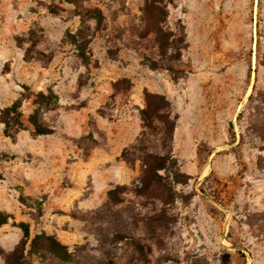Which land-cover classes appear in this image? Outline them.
Listing matches in <instances>:
<instances>
[{
	"label": "rangeland",
	"instance_id": "374dc122",
	"mask_svg": "<svg viewBox=\"0 0 264 264\" xmlns=\"http://www.w3.org/2000/svg\"><path fill=\"white\" fill-rule=\"evenodd\" d=\"M90 1L120 17L85 69L61 38L77 24L69 5L0 0V111L23 124L0 120V264L19 244L22 264H264V0H156L144 38L143 0ZM120 76L132 102L110 95ZM47 88L54 105L37 103ZM143 88L178 113L171 158L148 190L110 200L142 173L120 153L141 132Z\"/></svg>",
	"mask_w": 264,
	"mask_h": 264
},
{
	"label": "trees",
	"instance_id": "16d2710c",
	"mask_svg": "<svg viewBox=\"0 0 264 264\" xmlns=\"http://www.w3.org/2000/svg\"><path fill=\"white\" fill-rule=\"evenodd\" d=\"M72 1L76 6L81 0H66ZM142 12L145 31L140 33V37L144 38L152 32L149 29L150 11L157 4L156 0H143ZM82 19L79 28L74 34H67L68 41L78 50V55H84V49L88 44L89 25L86 21L92 18L97 25L103 21V15L97 8H85L82 12ZM162 47V45H161ZM168 48V46H167ZM149 61V58H148ZM114 89L124 94L129 88V80L121 78L113 83ZM143 105L139 110V118L142 122V129L139 136L128 146L121 150L120 157L130 167L135 163H139L142 167L140 176L134 179L132 184L128 186L116 185L113 189L107 191L108 199H115L117 192L122 193L134 192L142 193L149 189V185L158 180L159 175L157 170L164 169L167 162L171 158V146L173 130L175 127L178 113L173 108L171 102L160 93L150 92L147 89L143 90ZM37 103L40 105H54L57 103L58 95L52 88H47L46 91H38ZM0 120L5 127L9 123L21 127V113L16 111L14 105L5 107L0 111ZM27 121L31 124V129L38 134L49 132V128H45L37 115H30ZM157 146V147H156ZM6 218L0 217V222H5ZM36 239H41L51 250L65 253L63 245L59 243L53 236L36 234L32 239V245ZM135 249L139 253L149 254V246L142 245L139 242L133 241ZM21 244L16 248L19 250L13 259V264H22L23 254L20 250Z\"/></svg>",
	"mask_w": 264,
	"mask_h": 264
},
{
	"label": "crops",
	"instance_id": "0c3cea01",
	"mask_svg": "<svg viewBox=\"0 0 264 264\" xmlns=\"http://www.w3.org/2000/svg\"><path fill=\"white\" fill-rule=\"evenodd\" d=\"M61 2L65 3V4L69 5V6H68V8L61 7L60 6L61 7L60 10L70 11V12H72V15L77 18V24H76V26L74 28H67V29H65V31L63 32L61 38L63 37L66 40V41H64V43L66 45L68 44V47H70V50L73 51V52H75V56L79 60L78 65H79L80 68L83 67V68L87 69L88 66H90V65H93V66L98 67V61L91 56L90 51H89V45L91 43V40L95 36V34H99L101 31L106 30V27L108 25L109 26L110 25H113L112 22L115 24V22L118 21V19H119L120 16L119 15L117 17H114L113 16V19H112V17L111 18H107L104 9L102 7H100V6H98V5L93 4L90 0H81L80 1V4L78 6H76L72 1L61 0ZM85 8H97V9H99L101 11V14L103 15V21L99 25H97L92 18H90V19H88L86 21V23L89 25V35H88L89 41H88L87 46L84 49V55L83 56H80V55H78L77 48H75L68 41V35L67 34L71 35V34H74L77 31V29L79 28L80 23H81L82 12H83V10ZM118 24L119 25H122L120 23H118ZM118 38H120V36H118ZM106 39H107V36H106ZM105 50H106V54L110 58V60L115 61L117 59V56H118V48H115L113 50L107 48ZM134 51L136 52V50H134ZM53 57H54V54L51 55L50 60H52ZM121 78H127L129 80V88L127 89V91L124 94H122L120 91L115 90L114 89V86H113V83L115 81L121 79ZM133 86H134V83H133V80L131 78H129L127 76L117 77V78L113 79V81L111 83V94L110 95L112 97H114V96H116L118 94L119 95H123L125 98H127V101H131L132 102V99H131V90L133 89ZM144 89H146V88H143L142 89V92H143ZM55 93L57 94L56 91H55ZM142 105H143V98H142V104L139 106V108L142 107ZM177 127H178V123L176 122L175 123L174 130H173L172 142L175 139V134H176Z\"/></svg>",
	"mask_w": 264,
	"mask_h": 264
},
{
	"label": "bare ground",
	"instance_id": "6f19581e",
	"mask_svg": "<svg viewBox=\"0 0 264 264\" xmlns=\"http://www.w3.org/2000/svg\"><path fill=\"white\" fill-rule=\"evenodd\" d=\"M249 91V90H248Z\"/></svg>",
	"mask_w": 264,
	"mask_h": 264
}]
</instances>
